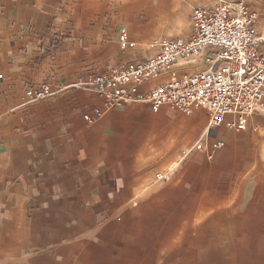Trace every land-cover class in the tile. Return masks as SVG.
I'll list each match as a JSON object with an SVG mask.
<instances>
[{"label":"crops","instance_id":"0c3cea01","mask_svg":"<svg viewBox=\"0 0 264 264\" xmlns=\"http://www.w3.org/2000/svg\"><path fill=\"white\" fill-rule=\"evenodd\" d=\"M177 1L0 0V264H167L207 228L264 211L253 155L264 114L209 129L205 109H107L72 85L152 56L163 36H189L191 20L171 34L162 25ZM42 83L58 91L25 96Z\"/></svg>","mask_w":264,"mask_h":264},{"label":"built area","instance_id":"2783aa9c","mask_svg":"<svg viewBox=\"0 0 264 264\" xmlns=\"http://www.w3.org/2000/svg\"><path fill=\"white\" fill-rule=\"evenodd\" d=\"M122 40L128 39L123 31ZM264 35L260 15L246 0H219L196 5L191 12L189 36H163L152 42V56L112 66L89 75L73 86L92 88L107 109L131 102L153 110L170 106L182 113L205 109L208 128L243 130L255 114H264ZM203 65L192 71L191 65ZM169 75L148 89L145 81ZM58 90L49 83L30 86L25 96L43 100ZM100 116V107L93 109ZM85 119L92 120L86 113ZM199 148H204L202 143ZM221 148L222 143H214ZM165 174L158 173L157 179Z\"/></svg>","mask_w":264,"mask_h":264},{"label":"rangeland","instance_id":"374dc122","mask_svg":"<svg viewBox=\"0 0 264 264\" xmlns=\"http://www.w3.org/2000/svg\"><path fill=\"white\" fill-rule=\"evenodd\" d=\"M177 6L169 5V16L162 25L168 34L189 26L192 8L196 5L216 3L219 0H178ZM177 1V2H178ZM254 5L260 15V31L264 35V0H246ZM171 11L173 13H171ZM190 16V17H189ZM167 34V33H166ZM173 36V35H169ZM264 46V44H263ZM257 152L254 155L264 170V135L258 134ZM263 175V174H262ZM264 177V176H263ZM264 183V178L262 180ZM226 223V224H225ZM207 228L210 235H203V242L180 253L181 258H170L167 264H264V211H253L250 220L225 222ZM206 229V228H205ZM210 239L211 241H207ZM177 254V253H176Z\"/></svg>","mask_w":264,"mask_h":264}]
</instances>
